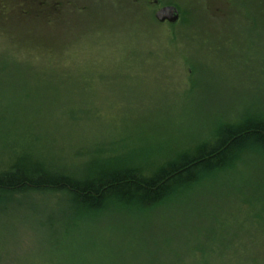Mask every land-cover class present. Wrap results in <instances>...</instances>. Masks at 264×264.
Here are the masks:
<instances>
[{
	"label": "rangeland",
	"instance_id": "374dc122",
	"mask_svg": "<svg viewBox=\"0 0 264 264\" xmlns=\"http://www.w3.org/2000/svg\"><path fill=\"white\" fill-rule=\"evenodd\" d=\"M1 1L3 55L28 77L0 79L11 122L0 117V169L14 160L7 148L80 176L153 170L227 122L264 119V0H170L176 24L158 22L146 0H60L54 15L32 0ZM240 159L237 173L145 209L77 213L61 207L63 193L22 196L24 207L0 210V264H49L61 239H78L93 264H242L248 256L230 250L247 192L236 187L264 149Z\"/></svg>",
	"mask_w": 264,
	"mask_h": 264
},
{
	"label": "trees",
	"instance_id": "16d2710c",
	"mask_svg": "<svg viewBox=\"0 0 264 264\" xmlns=\"http://www.w3.org/2000/svg\"><path fill=\"white\" fill-rule=\"evenodd\" d=\"M251 19L248 18V21ZM259 22L262 23L261 27H264V6ZM0 23L3 24L1 0ZM49 25L51 26V22ZM2 36L3 27L0 25V38ZM34 53L36 56L31 55L30 58L39 61L37 52ZM9 58L15 57L3 55L0 46V79H3L8 70L21 73L23 78H27V67L13 64L19 61L11 62L8 61ZM0 117L3 127H6L5 122L10 121L3 115V106L0 107ZM28 126L31 124L25 125ZM253 146L264 149V119L246 116L241 121L227 122L220 126L206 142L197 144L191 150L177 155L173 160L153 170L132 165L123 168L109 166L98 167L93 173L80 176L76 173L54 170L48 164L32 159V154L26 151L10 156L7 148H3L7 157L14 160L8 161L6 164L8 166L0 169V210L2 205L4 209L11 202H15L21 208L24 207L22 196H29L32 193H63L67 200L61 207L74 209L77 213L96 214L118 208L117 206L145 209L164 203L173 194L187 193L217 175L236 172L242 152ZM252 160L258 162L255 164ZM252 160L250 170L242 173L247 179L242 180L241 185L236 187L241 191L246 189L247 192L238 201L244 206L242 216L233 215L240 223L234 225L236 229L231 234L230 250L232 253L248 256L242 264H264V176H261L264 159ZM17 195L21 198L15 199ZM37 213H40L38 209ZM51 213L56 215V212ZM54 216L47 222H42V225H51L56 217ZM56 242L59 247L51 251L49 264H93L87 262L83 249L74 247L81 246L78 239L72 241L61 239ZM4 257L5 255L3 259ZM53 259L55 261H52Z\"/></svg>",
	"mask_w": 264,
	"mask_h": 264
},
{
	"label": "flooded vegetation",
	"instance_id": "af4514ba",
	"mask_svg": "<svg viewBox=\"0 0 264 264\" xmlns=\"http://www.w3.org/2000/svg\"><path fill=\"white\" fill-rule=\"evenodd\" d=\"M32 1L37 2L39 5H43V7L47 5V8H45L44 12H47V14H49V15L57 14L58 13L57 11H59V8H57L55 6L62 4V2L60 0H57V1H53V0H32ZM120 1H123V0H120ZM146 1L150 5V8H151L152 12H154V13H156V11L164 5H168V4L175 5L179 10L180 19H181V9H180L179 5L176 4L174 1H170V0L166 1V2H164L162 0H146ZM223 1L231 2L233 0H223ZM50 4L53 5V7L49 6ZM180 19L178 21H180ZM177 22H175L174 24H176ZM162 23H169V22L165 21Z\"/></svg>",
	"mask_w": 264,
	"mask_h": 264
},
{
	"label": "water",
	"instance_id": "95a60500",
	"mask_svg": "<svg viewBox=\"0 0 264 264\" xmlns=\"http://www.w3.org/2000/svg\"><path fill=\"white\" fill-rule=\"evenodd\" d=\"M155 16L161 22L165 20H168L170 22H176L180 17V13L175 5L168 4L160 7L156 11Z\"/></svg>",
	"mask_w": 264,
	"mask_h": 264
}]
</instances>
